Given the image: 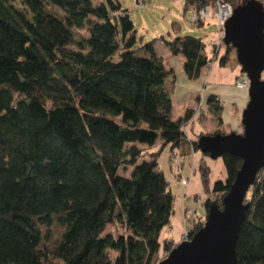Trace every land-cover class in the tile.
<instances>
[{"label": "trees", "instance_id": "16d2710c", "mask_svg": "<svg viewBox=\"0 0 264 264\" xmlns=\"http://www.w3.org/2000/svg\"><path fill=\"white\" fill-rule=\"evenodd\" d=\"M75 28L85 33L76 37ZM165 44L182 56L188 78L213 58L192 34ZM174 77L154 40L137 44L117 0H0V264H153L161 245L166 253L175 246L159 239L175 193L158 158L178 146L183 161L198 147L181 130L194 108L171 114ZM206 105L221 122L220 98L209 94ZM220 157L223 179L211 181L209 166H198L202 194H215L206 195V210L221 206L241 164ZM129 165L130 175L118 172ZM245 200L237 264H264V166ZM53 219L60 236L42 249L38 224ZM204 219L196 215L188 236ZM108 224L116 234L104 232Z\"/></svg>", "mask_w": 264, "mask_h": 264}, {"label": "water", "instance_id": "95a60500", "mask_svg": "<svg viewBox=\"0 0 264 264\" xmlns=\"http://www.w3.org/2000/svg\"><path fill=\"white\" fill-rule=\"evenodd\" d=\"M223 42L232 45L240 70L249 79L241 112L243 129L202 133L194 140L209 157L230 153L240 157L241 164L221 206L210 204L203 224L156 264H237L235 244L247 207L245 195L264 166V6L259 0L233 7L224 23Z\"/></svg>", "mask_w": 264, "mask_h": 264}, {"label": "rangeland", "instance_id": "374dc122", "mask_svg": "<svg viewBox=\"0 0 264 264\" xmlns=\"http://www.w3.org/2000/svg\"><path fill=\"white\" fill-rule=\"evenodd\" d=\"M93 1L96 2L100 0H93ZM101 1H105V0H101ZM117 1L119 2L122 8L127 10L128 15L133 22L135 35L137 37V44L139 45L144 44L150 40H154V45L156 49L157 47H160V49H162L163 47L162 45L165 44V41L172 39V37L176 35L177 32H179L181 34L187 33V34L195 35L197 37H202V39H204L206 43L208 53L211 54V56L213 57L212 60L218 59L219 58L218 55H220L219 53H221L225 49L224 44H222L223 46L222 45H219V47L216 46L214 49L211 50L210 47H208L207 45L208 39L214 36V33L217 29V24L213 19L210 20L209 22H205L199 25L190 24L187 15V9L194 5V2H192V0H117ZM184 10L186 12H184ZM58 12L60 13V11ZM74 33L75 36L78 37L80 34L85 33V30L83 29L79 30L75 28ZM70 47H74V45H70ZM114 58H116V55L114 56ZM212 60H210V62ZM227 62H229L230 65L233 63H237V59L235 57V50L233 47L232 49L229 50L228 56L225 59L224 63ZM261 78L264 80V69L261 72ZM241 89L247 90V88H241ZM177 104L178 102L175 101L174 102L175 107H177ZM206 106L207 105L205 103L204 96L202 94H197V98L193 104L194 110L192 115V117L196 115L198 117V120L201 119L200 120L201 126L198 132L196 133L197 137L202 133L212 134L214 132H217V130H219L218 132L221 133H227L232 130L237 132L242 131L243 128L241 124V115H240V120H238L237 123L234 122L233 120L231 121L232 126H235L234 123H236V129H235L230 124H228V122L223 123V120L219 122L211 113L207 111ZM235 109L240 110L239 107L236 108L234 107L232 110V117L234 111H236ZM187 121H189V119ZM186 122H184L182 125L184 132L188 133L185 130ZM186 137L188 138L189 142L192 143L193 139L191 138V136H186ZM158 143L159 142H157L154 146L158 145ZM171 149L172 147L170 148L169 151H171ZM169 151L167 147H164L161 150L158 158L159 160L158 166L164 171L166 177L170 180L172 190L174 191L175 195L177 194L174 201V212L172 214V217L177 218L178 216L181 215V205H182L181 200H183V204L186 206L184 210L188 211V213L186 214V219L188 216H190V214L191 217L193 215L196 217V215L206 214V208L204 206L206 195L209 197L211 201H213L215 199V194L211 193L210 191L207 192V194L205 193L202 194L201 183H200L201 191L195 196L192 193H190V194H186V196L183 197L182 189L188 185L190 179H192L191 177L195 172V166L198 169L199 163L201 161L209 166L211 181L216 178L223 179L225 176V169L221 157L211 158L209 157L208 154L205 155L206 153L203 154L199 149L195 150L191 146V150H190L191 153L189 154V158L186 157L184 162L181 161L180 159V164H181L180 175L187 180L186 184H183L180 182V178L176 174L177 166L169 161L168 158ZM140 160L141 159H139L138 161ZM132 168H133L132 165H129L126 168L119 167L118 172L120 174L128 176L130 175ZM184 210H183V214L185 215ZM38 225L42 233L40 247L43 249V248H49L52 245H54V243L58 240L60 236L62 226L55 219L52 220L49 226H45L40 223ZM188 227L190 228L191 224ZM109 229H111L113 233L116 234L117 229L113 224H108L104 232H106ZM185 232H187V230H183V232L180 233L179 239H177V241L172 240L173 243H175V245L180 241H182L183 239H185L186 236H188V234L186 235ZM160 241L162 243V239ZM167 253L165 252V250L161 245L157 251L156 258L153 264H156V260L159 261L160 259L164 258Z\"/></svg>", "mask_w": 264, "mask_h": 264}, {"label": "crops", "instance_id": "0c3cea01", "mask_svg": "<svg viewBox=\"0 0 264 264\" xmlns=\"http://www.w3.org/2000/svg\"><path fill=\"white\" fill-rule=\"evenodd\" d=\"M162 46V49H160V47H157L156 51L159 55L162 56L165 65L173 69L175 76L174 87L172 91L171 111L173 117L182 114L185 108L193 107L197 94H202L204 96L205 103L209 94H216L220 98L222 104L221 117L223 123L228 122V124L232 126V120L236 123L238 122V120H240V115L242 112L241 110L244 108L248 100V93L247 90L234 86V79L241 71L238 62L231 65L229 62L220 64L219 60L215 59L204 66L197 77L188 78L182 67V56L180 54H171L166 44ZM175 101L178 102L177 107H175L174 105ZM234 107H239L240 110L235 109L236 111H234L233 113V118L232 110ZM192 115L189 118V121H185V130L188 132L185 133V135L191 136V138L194 140L195 138H197L196 133L201 126V119L198 120V117L196 115H194L193 117ZM236 123H234L235 126H232L235 129ZM154 147L156 146H153V148ZM191 178L192 179H190L188 185L182 189L183 197H185L186 194L190 193L195 196L201 191L200 176L196 166L195 172ZM181 202V215L177 218L171 217L170 223L164 226L160 231V240L167 237L174 241H177V239H179L180 233L183 232V230H187L188 232V226L192 224L195 216L193 215L191 217L190 214V216H188L189 218L187 217L185 221L183 210L186 206L183 204V200H181Z\"/></svg>", "mask_w": 264, "mask_h": 264}, {"label": "built area", "instance_id": "2783aa9c", "mask_svg": "<svg viewBox=\"0 0 264 264\" xmlns=\"http://www.w3.org/2000/svg\"><path fill=\"white\" fill-rule=\"evenodd\" d=\"M233 11V5L230 0H207L202 6L192 7L187 9V15L189 22L192 25H198L199 23L209 22L214 20L217 24V29L212 38H209L207 41L208 47L214 49L216 46L222 45L224 36V23L226 19L231 15ZM223 46V45H222ZM220 54V53H219ZM249 79L244 71H240L234 79V86L237 88H248ZM181 130L184 132L183 125H181ZM185 133V132H184ZM180 151L178 146H172V149L169 153V161L177 166L176 174L180 178V182L186 184L187 180L184 179L180 174ZM188 210V209H187ZM185 211L184 217L188 211ZM186 235L188 234L185 232ZM187 237V236H186Z\"/></svg>", "mask_w": 264, "mask_h": 264}, {"label": "bare ground", "instance_id": "6f19581e", "mask_svg": "<svg viewBox=\"0 0 264 264\" xmlns=\"http://www.w3.org/2000/svg\"><path fill=\"white\" fill-rule=\"evenodd\" d=\"M184 220H186V217H184ZM158 262V260H156V263Z\"/></svg>", "mask_w": 264, "mask_h": 264}]
</instances>
